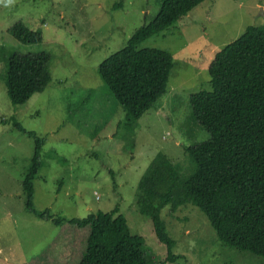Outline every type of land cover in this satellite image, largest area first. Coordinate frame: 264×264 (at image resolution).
<instances>
[{"label":"rangeland","instance_id":"1","mask_svg":"<svg viewBox=\"0 0 264 264\" xmlns=\"http://www.w3.org/2000/svg\"><path fill=\"white\" fill-rule=\"evenodd\" d=\"M162 1L0 0V264H80L91 233L55 226L26 208L23 180L36 143L25 130L44 141L34 180L38 211L74 219L118 207L131 234L144 239L147 264H264L262 257L225 247L190 203L162 213L178 257L168 261L152 220L138 209L139 183L159 155L172 161L184 181L195 172L186 148L210 134L194 117L190 95L210 89L209 66L217 52L248 26L264 25V0H206L146 40L141 48L169 51L175 68L168 93L139 121L126 124V112L99 68L155 18ZM19 22L41 32L42 43H19L10 32ZM42 52L51 80L15 106L6 85L8 59Z\"/></svg>","mask_w":264,"mask_h":264},{"label":"trees","instance_id":"2","mask_svg":"<svg viewBox=\"0 0 264 264\" xmlns=\"http://www.w3.org/2000/svg\"><path fill=\"white\" fill-rule=\"evenodd\" d=\"M205 1L163 0L155 18L101 64L100 75L126 112V124L139 121L168 93L175 68L172 53L141 48V44L172 28ZM10 32L23 45L42 43V33L22 22ZM48 63L44 52L8 59L6 85L12 104H25L45 89L51 80ZM209 74L210 89L190 95L194 117L210 134L207 141L186 148L195 172L184 181L172 161L159 155L139 183L138 209L152 220L158 241L169 252L168 261L178 257L162 213L187 203L203 212L225 247L264 258V25L248 26L217 52ZM25 132L36 143L32 166L23 180L26 208L58 227L91 229L80 264H147L144 239L131 234L118 207L74 219L54 217L48 209L34 207V180L44 141L34 131Z\"/></svg>","mask_w":264,"mask_h":264}]
</instances>
